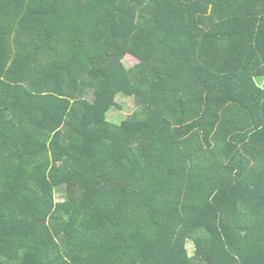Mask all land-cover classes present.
I'll return each instance as SVG.
<instances>
[{
  "label": "trees",
  "instance_id": "16d2710c",
  "mask_svg": "<svg viewBox=\"0 0 264 264\" xmlns=\"http://www.w3.org/2000/svg\"><path fill=\"white\" fill-rule=\"evenodd\" d=\"M263 76L264 0H0V264H264Z\"/></svg>",
  "mask_w": 264,
  "mask_h": 264
},
{
  "label": "rangeland",
  "instance_id": "374dc122",
  "mask_svg": "<svg viewBox=\"0 0 264 264\" xmlns=\"http://www.w3.org/2000/svg\"><path fill=\"white\" fill-rule=\"evenodd\" d=\"M137 62L138 60L130 54H128L124 58V63L128 67H132V65H134ZM117 102L119 104V107H114V109L110 111L108 117L109 120L114 123H119L123 118H126L127 115L131 114L137 108L133 98L127 97L123 94H119L117 96ZM56 200L63 201L64 195L61 193L57 194ZM188 249L190 254H192L194 247L191 241L188 242Z\"/></svg>",
  "mask_w": 264,
  "mask_h": 264
},
{
  "label": "crops",
  "instance_id": "0c3cea01",
  "mask_svg": "<svg viewBox=\"0 0 264 264\" xmlns=\"http://www.w3.org/2000/svg\"><path fill=\"white\" fill-rule=\"evenodd\" d=\"M258 84L264 89V76L257 78Z\"/></svg>",
  "mask_w": 264,
  "mask_h": 264
}]
</instances>
